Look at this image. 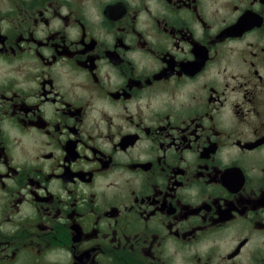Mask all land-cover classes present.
<instances>
[{
    "label": "flooded vegetation",
    "instance_id": "af4514ba",
    "mask_svg": "<svg viewBox=\"0 0 264 264\" xmlns=\"http://www.w3.org/2000/svg\"><path fill=\"white\" fill-rule=\"evenodd\" d=\"M0 264H264V0H0Z\"/></svg>",
    "mask_w": 264,
    "mask_h": 264
}]
</instances>
